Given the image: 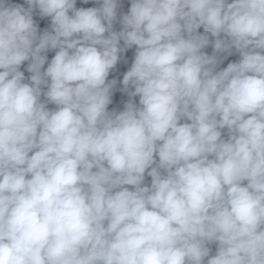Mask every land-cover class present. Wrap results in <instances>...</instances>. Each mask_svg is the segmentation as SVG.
Instances as JSON below:
<instances>
[{"label":"clouds","instance_id":"9594fccd","mask_svg":"<svg viewBox=\"0 0 264 264\" xmlns=\"http://www.w3.org/2000/svg\"><path fill=\"white\" fill-rule=\"evenodd\" d=\"M0 264H264V0H0Z\"/></svg>","mask_w":264,"mask_h":264},{"label":"trees","instance_id":"16d2710c","mask_svg":"<svg viewBox=\"0 0 264 264\" xmlns=\"http://www.w3.org/2000/svg\"><path fill=\"white\" fill-rule=\"evenodd\" d=\"M234 58H238V57H234ZM226 66V65H225Z\"/></svg>","mask_w":264,"mask_h":264}]
</instances>
